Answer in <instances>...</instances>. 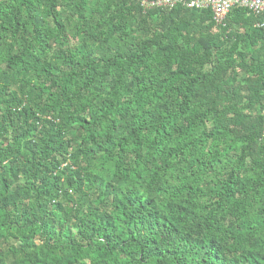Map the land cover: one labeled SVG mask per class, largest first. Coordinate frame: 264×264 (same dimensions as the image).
<instances>
[{
    "label": "trees",
    "instance_id": "1",
    "mask_svg": "<svg viewBox=\"0 0 264 264\" xmlns=\"http://www.w3.org/2000/svg\"><path fill=\"white\" fill-rule=\"evenodd\" d=\"M143 1L0 0V264H264L263 17Z\"/></svg>",
    "mask_w": 264,
    "mask_h": 264
},
{
    "label": "built area",
    "instance_id": "2",
    "mask_svg": "<svg viewBox=\"0 0 264 264\" xmlns=\"http://www.w3.org/2000/svg\"><path fill=\"white\" fill-rule=\"evenodd\" d=\"M178 5L188 9L209 10L212 14V22L217 27L224 26L226 16L234 8L261 15L264 21V0H156L142 2L144 10L152 8L172 9Z\"/></svg>",
    "mask_w": 264,
    "mask_h": 264
}]
</instances>
